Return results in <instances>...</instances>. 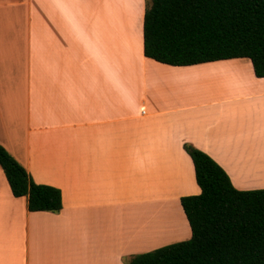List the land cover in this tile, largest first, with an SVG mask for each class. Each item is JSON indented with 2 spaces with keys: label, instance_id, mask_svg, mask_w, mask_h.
<instances>
[{
  "label": "crops",
  "instance_id": "0c3cea01",
  "mask_svg": "<svg viewBox=\"0 0 264 264\" xmlns=\"http://www.w3.org/2000/svg\"><path fill=\"white\" fill-rule=\"evenodd\" d=\"M113 1L0 0V144L62 196L30 211L0 167V264H125L189 239L184 143L264 188V77L245 57H146V1L122 22Z\"/></svg>",
  "mask_w": 264,
  "mask_h": 264
},
{
  "label": "trees",
  "instance_id": "16d2710c",
  "mask_svg": "<svg viewBox=\"0 0 264 264\" xmlns=\"http://www.w3.org/2000/svg\"><path fill=\"white\" fill-rule=\"evenodd\" d=\"M143 54L161 63L186 66L248 58L254 75L264 77V0H146ZM200 193L180 197L191 236L125 264H264V188L240 190L208 154L191 144ZM0 167L15 197L30 211L58 213L59 188L33 181L0 144Z\"/></svg>",
  "mask_w": 264,
  "mask_h": 264
},
{
  "label": "rangeland",
  "instance_id": "374dc122",
  "mask_svg": "<svg viewBox=\"0 0 264 264\" xmlns=\"http://www.w3.org/2000/svg\"><path fill=\"white\" fill-rule=\"evenodd\" d=\"M146 1V0H145ZM130 2H131V0H117V2H114L113 1V6H115V5H118V7H119V19L121 20V22L122 21H124L123 20V18H126L128 15H127V12L129 13L130 11V8H131V4H130ZM132 4H133V7L134 6H136L133 10H132V12H133V14L135 13V9L137 8V10H138V8H139V2H138V0H134V1H132ZM146 4H147V1H146ZM146 7V6H145ZM125 14L127 15L126 17H124L125 16ZM123 17V18H122ZM159 213H163L162 211H161V209H160V211H159Z\"/></svg>",
  "mask_w": 264,
  "mask_h": 264
},
{
  "label": "built area",
  "instance_id": "2783aa9c",
  "mask_svg": "<svg viewBox=\"0 0 264 264\" xmlns=\"http://www.w3.org/2000/svg\"><path fill=\"white\" fill-rule=\"evenodd\" d=\"M142 112H144V110H142Z\"/></svg>",
  "mask_w": 264,
  "mask_h": 264
}]
</instances>
